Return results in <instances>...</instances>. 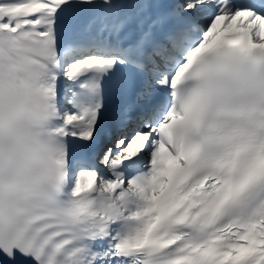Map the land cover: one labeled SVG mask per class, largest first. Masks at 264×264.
I'll return each mask as SVG.
<instances>
[{
  "label": "snow or ice",
  "instance_id": "obj_1",
  "mask_svg": "<svg viewBox=\"0 0 264 264\" xmlns=\"http://www.w3.org/2000/svg\"><path fill=\"white\" fill-rule=\"evenodd\" d=\"M0 264H264V0H0Z\"/></svg>",
  "mask_w": 264,
  "mask_h": 264
}]
</instances>
